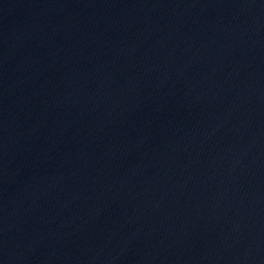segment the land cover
I'll list each match as a JSON object with an SVG mask.
<instances>
[{
  "label": "water",
  "instance_id": "obj_1",
  "mask_svg": "<svg viewBox=\"0 0 264 264\" xmlns=\"http://www.w3.org/2000/svg\"><path fill=\"white\" fill-rule=\"evenodd\" d=\"M0 264H264V0H0Z\"/></svg>",
  "mask_w": 264,
  "mask_h": 264
}]
</instances>
